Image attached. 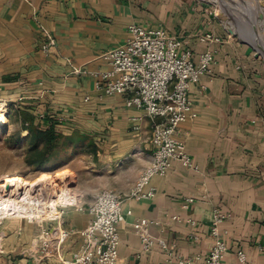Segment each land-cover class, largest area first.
I'll list each match as a JSON object with an SVG mask.
<instances>
[{
	"label": "crops",
	"instance_id": "0c3cea01",
	"mask_svg": "<svg viewBox=\"0 0 264 264\" xmlns=\"http://www.w3.org/2000/svg\"><path fill=\"white\" fill-rule=\"evenodd\" d=\"M204 16L188 0H0V95L23 99L42 128L52 125L97 149L93 165L102 182L79 196L84 210L68 207L62 214L70 232L65 258L84 243L79 231L92 219L87 206L94 194L110 188L132 211L119 227V264L166 258L160 247L143 252L133 228L140 218L152 221L151 233L165 238L174 255L207 256L215 210L226 215L220 224L228 245L224 263L236 262L242 250L251 264H264V60L251 43L226 37ZM133 23L166 29L196 58L214 52L211 71L201 79L205 90L191 85L198 116L178 132L197 168L174 162L166 175L151 178L155 196L144 199L127 195L151 160L154 121L128 106L129 94L107 95L95 86L97 73L110 69L103 55L126 43ZM44 30L57 41L48 54L41 49ZM207 33L220 41L202 42ZM189 198L194 201L185 207ZM37 227L4 220L0 264H61L39 251ZM27 246L28 253L22 250Z\"/></svg>",
	"mask_w": 264,
	"mask_h": 264
},
{
	"label": "built area",
	"instance_id": "2783aa9c",
	"mask_svg": "<svg viewBox=\"0 0 264 264\" xmlns=\"http://www.w3.org/2000/svg\"><path fill=\"white\" fill-rule=\"evenodd\" d=\"M128 31L129 38L125 44L103 55L110 69L97 73L95 86L107 95L129 94L128 106L145 110L154 121L151 160L127 195L144 199L155 196V188L148 187L151 178L166 175L174 162L185 168H197L178 132L183 122L198 116L190 89L192 84L199 83L200 91L205 90L201 79L211 71L214 52L208 49L196 58L192 49L184 47L183 40L170 35L162 27L150 28L133 23L129 25ZM44 34L45 41L41 49L48 54L57 41L47 30H44ZM200 40L220 41L212 33L201 35ZM193 201V198H189L185 207ZM61 207L58 218L62 216L64 207L85 209L79 197ZM87 209L92 219L85 229L79 231L84 243L70 258H65L63 253V244L70 232L62 226V221L51 227L44 222L39 223V251L55 256L61 264H119V227L132 211L124 210L122 195L107 189L95 193ZM173 218L179 219L177 216ZM225 218L222 211H214L211 228L213 244L205 257L174 255L165 238L151 233L152 221L147 218L138 219L133 228L141 240L143 252H151L157 247L166 251V258L161 264H251L242 250L237 252L236 262L224 263L228 245L221 236L220 224ZM188 222L194 223L191 219Z\"/></svg>",
	"mask_w": 264,
	"mask_h": 264
},
{
	"label": "rangeland",
	"instance_id": "374dc122",
	"mask_svg": "<svg viewBox=\"0 0 264 264\" xmlns=\"http://www.w3.org/2000/svg\"><path fill=\"white\" fill-rule=\"evenodd\" d=\"M188 1L199 14L205 15L209 27L213 25L224 31L225 36L234 41L251 43L264 60L263 0H257L256 12H251L254 0ZM245 33L249 38H244ZM23 101L0 95V226L4 220L26 221L38 226L36 234L39 237V223L57 226L63 216L58 218L61 205L90 195L84 191L99 186L102 179L93 165L96 157L89 148L92 141L78 142L79 137L75 135L61 133L63 137L54 150L55 156L41 167L29 165V131L26 128L35 116L27 111L29 105ZM22 250L28 253L31 248L27 246Z\"/></svg>",
	"mask_w": 264,
	"mask_h": 264
},
{
	"label": "trees",
	"instance_id": "16d2710c",
	"mask_svg": "<svg viewBox=\"0 0 264 264\" xmlns=\"http://www.w3.org/2000/svg\"><path fill=\"white\" fill-rule=\"evenodd\" d=\"M28 134V164L41 167L45 165L54 155V150L58 147L60 139L63 137L52 125L48 128H42L36 120H31L26 128ZM75 139H72L74 141ZM84 138H79L78 142H84ZM89 148L96 153V146L93 142Z\"/></svg>",
	"mask_w": 264,
	"mask_h": 264
},
{
	"label": "bare ground",
	"instance_id": "6f19581e",
	"mask_svg": "<svg viewBox=\"0 0 264 264\" xmlns=\"http://www.w3.org/2000/svg\"><path fill=\"white\" fill-rule=\"evenodd\" d=\"M253 1V0H252ZM254 1H256V2H254ZM253 1V8L251 9V12H256L257 11V0H254ZM239 2V1H238ZM245 3V2H244ZM249 4V3H248ZM230 5V4H229ZM259 7V6H258ZM250 8V7H249ZM246 9V8H245ZM250 10V9H249ZM240 11H242L243 12V10H240ZM249 12V11H248ZM244 15V14H243ZM251 18V17H250ZM255 20V19H254ZM251 22V21H250ZM240 23V22H239ZM256 23V22H255ZM250 24V23H249ZM249 27V26H248ZM255 28V27H254ZM245 30V29H244ZM256 30V29H255ZM245 37L244 38H246V37H248L249 38V34L248 33H245ZM257 40V39H256ZM263 47V46H262ZM2 121V119H1V117H0V122Z\"/></svg>",
	"mask_w": 264,
	"mask_h": 264
}]
</instances>
